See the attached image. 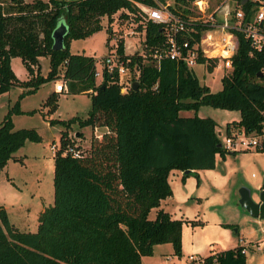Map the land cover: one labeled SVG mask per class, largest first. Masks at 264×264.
<instances>
[{"label":"trees","instance_id":"16d2710c","mask_svg":"<svg viewBox=\"0 0 264 264\" xmlns=\"http://www.w3.org/2000/svg\"><path fill=\"white\" fill-rule=\"evenodd\" d=\"M133 1L147 5L164 0H0V93L11 86L23 88L19 96L34 91L40 84L63 80L61 92H85L90 106L84 117L57 119L68 126L92 129L104 127L90 136L89 147L79 156L53 153L50 204L37 216L33 231L19 230L0 205V264H141L154 244L169 242L173 254H180L183 219L172 217L159 204L171 194L167 180L170 170L181 177L200 168H212L215 155L224 156L215 120L196 114L201 104L237 109V120L227 121L224 132L234 127L246 131L260 128L264 112V47L254 49L248 38L233 29L237 44L230 66L220 76L221 86L211 91L200 84L191 66L182 61L142 58L129 55V69L138 66L137 87L131 83L120 90L115 73L103 72L96 81L95 57L71 52L69 40L84 38L101 28L100 17L108 20L117 10H134ZM240 1V0H239ZM192 0H172L168 8L188 18ZM256 0H242L240 7L247 20ZM185 18V19H186ZM62 21L65 30L62 47L52 49L51 32ZM189 24H192L189 22ZM196 25L194 33L205 29ZM108 34L110 29L107 27ZM161 24L147 20L143 46L162 40ZM117 51L123 53L122 38ZM19 56L26 78L18 79L10 59ZM39 56L48 57V70L39 72ZM208 70L214 62L198 57ZM56 93L50 91L45 102L54 107ZM17 100L0 120V169L8 159L19 160L13 151L25 139L38 140L32 127L13 128L10 113ZM192 110L191 114L181 113ZM69 135L60 131L63 145ZM233 152V151H232ZM154 208V216L148 213ZM243 246L208 253L203 264H246ZM189 264H196L194 262Z\"/></svg>","mask_w":264,"mask_h":264},{"label":"rangeland","instance_id":"374dc122","mask_svg":"<svg viewBox=\"0 0 264 264\" xmlns=\"http://www.w3.org/2000/svg\"><path fill=\"white\" fill-rule=\"evenodd\" d=\"M218 1L208 0L210 8ZM163 3L171 4L172 0H164ZM119 11L114 12L110 20L105 15L101 16V28L91 35L71 38L69 50L92 54L97 61L96 68L99 69V57L111 49L113 38H117L122 32L116 30L108 34L107 30L109 24L116 27L115 17H122ZM127 24V28H130L135 23ZM118 27L124 25L119 24ZM142 38V33L126 35V51L136 48L139 51ZM134 40H137L135 45ZM39 67L40 73L47 71L48 57L39 56ZM191 68L200 84L207 85L211 91L220 88V76L225 69L214 65L212 70H208L205 64L200 63ZM11 69L20 79L26 77V69L19 56L11 58ZM95 79L100 80L99 75ZM58 80L59 78L53 80L52 86L50 82H45L34 91L21 96L19 93L23 88L18 86H11L0 93V120L17 100V110L13 108L10 113L12 127H32L40 136L35 141L25 139L13 151L19 160L8 159L0 169V205L5 208L9 221L19 230L33 231L39 212L44 205L52 202L54 150L50 149V143L54 141L56 145L59 144L60 131L65 130L86 152L90 136L99 134L104 129L79 126L76 121L66 127L57 120H66L75 115L84 117L90 106L88 93L54 91V83ZM50 90L56 93L52 109L44 101ZM191 112L192 110L181 111ZM196 114L210 116L215 120L219 138H223L225 123L239 116L237 109L212 107L208 104H201ZM196 172L197 175L190 173L182 178L183 171L176 168L170 170L167 180L171 194L161 199L159 204L172 216L183 217L180 254H173L171 244L165 242L156 245L152 254L142 255L141 264H189L187 256L190 253L204 256L241 242L245 247L246 264H264V218L251 216L238 201L240 186L249 189L253 200L258 197L260 185L264 181V148L226 151L223 157L216 154L212 168H200ZM153 209H150L149 217L154 216Z\"/></svg>","mask_w":264,"mask_h":264},{"label":"built area","instance_id":"2783aa9c","mask_svg":"<svg viewBox=\"0 0 264 264\" xmlns=\"http://www.w3.org/2000/svg\"><path fill=\"white\" fill-rule=\"evenodd\" d=\"M256 1V7L247 20L244 18V12L240 7L242 0H219L211 8L208 0H192L191 9L193 13L189 14L188 18L171 11L165 3L157 2L156 5H147L133 1L136 6L134 10L124 9L125 16H116L115 28L112 24L108 25L110 33L116 30H122V32L117 38H113L114 43L110 44L111 49L99 57V69L96 68L97 61H94L93 75H99L101 79L103 72H107L110 76L116 73L121 91L132 83L131 78L137 76L139 68L134 65L132 71L129 69V55L134 53L137 48L130 53L124 50L123 53H119L117 40L122 38L124 47L126 35L132 36L142 33L144 37L147 20L161 24L163 37L159 43L148 47H144L142 43L140 50L136 51L142 58L151 57L158 63L161 58L166 57L175 61H182L187 66L192 67L196 63L204 64L198 62L197 59L198 57H205L212 59L217 67L227 69L237 44L233 29L238 30L244 37L248 38L252 48L258 50L264 47V0ZM127 23L135 24L127 28ZM201 23L206 24L207 27L199 32L198 37H195L196 25ZM119 24L124 25V27H118ZM262 70L264 72V67ZM53 89L56 92L63 91L65 89L63 80L59 79L55 82ZM69 137L70 139L63 145H60V142L56 145L53 141L50 143V149L54 151L59 149L61 154L71 156L83 154V149L77 141L71 135ZM220 146L225 151L247 148L263 149L264 112L258 130L246 131L242 127H234L229 132H224L223 138H220ZM187 258L190 263L203 264V258L198 254L190 253Z\"/></svg>","mask_w":264,"mask_h":264},{"label":"water","instance_id":"95a60500","mask_svg":"<svg viewBox=\"0 0 264 264\" xmlns=\"http://www.w3.org/2000/svg\"><path fill=\"white\" fill-rule=\"evenodd\" d=\"M65 30V24L60 21L56 27L52 30V49H60L62 47V35ZM133 88L137 87V81L134 80L131 83ZM220 146V142L217 143ZM188 169L183 170L187 172ZM239 203L248 211V213L253 217L264 218V181L260 185L258 197L253 200L250 195V191L246 186H240L239 189Z\"/></svg>","mask_w":264,"mask_h":264},{"label":"crops","instance_id":"0c3cea01","mask_svg":"<svg viewBox=\"0 0 264 264\" xmlns=\"http://www.w3.org/2000/svg\"><path fill=\"white\" fill-rule=\"evenodd\" d=\"M94 33V32H93ZM136 42V40H134V42H133V44L135 45V44H137V43H135ZM123 50L125 51V52H131V51H126V49H125V47H123ZM84 54H86V53H84ZM89 55H92V54H89ZM12 58V57H11ZM39 59V58H38ZM10 66H11V59H10ZM48 70V69H47ZM46 73V72H45ZM44 73V74H45ZM26 74L27 73H25V76H26ZM42 75H44L43 73H41ZM17 77V76H16ZM18 79H20L19 77H17ZM26 78V77H25ZM25 78H21V79H25ZM59 79H61V78H59ZM48 82H50L51 83V86H52V81H48ZM45 83V82H44ZM43 84V83H42ZM41 85V84H40ZM19 87V86H18ZM51 90H52V87H51ZM50 90V91H51ZM49 91V92H50ZM184 114H191V113H184ZM239 117V116H238ZM238 118H236V119H231V120H237ZM230 121V120H229ZM76 134V133H75ZM154 210V209H153ZM171 215V214H170ZM172 216V215H171ZM172 217H178V218H181V219H183V217L182 216H172ZM186 220H187V218H186ZM165 243V242H164ZM169 243V242H168ZM159 244H162V243H157V244H154V246H153V250H154V247L156 246V245H159ZM237 244H240V245H242L243 246V244H242V242L241 243H237ZM243 248H245L244 246H243ZM152 253H153V251H152Z\"/></svg>","mask_w":264,"mask_h":264}]
</instances>
